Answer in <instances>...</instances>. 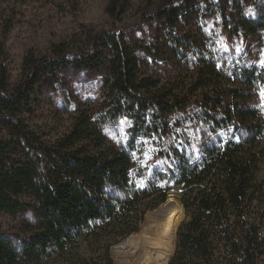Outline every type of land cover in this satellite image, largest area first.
<instances>
[{
	"label": "trees",
	"instance_id": "trees-1",
	"mask_svg": "<svg viewBox=\"0 0 264 264\" xmlns=\"http://www.w3.org/2000/svg\"><path fill=\"white\" fill-rule=\"evenodd\" d=\"M47 1L64 16L79 2ZM105 13L139 22L83 26L81 51L28 50L14 83L0 47V213L21 218L0 227V264H114L176 188L187 211L165 234L168 264H264V0H108Z\"/></svg>",
	"mask_w": 264,
	"mask_h": 264
},
{
	"label": "rangeland",
	"instance_id": "rangeland-1",
	"mask_svg": "<svg viewBox=\"0 0 264 264\" xmlns=\"http://www.w3.org/2000/svg\"><path fill=\"white\" fill-rule=\"evenodd\" d=\"M107 1L108 0H79L74 15L68 16L60 14L47 0H27L26 3L18 2L14 12L11 11L12 8L6 9V5H14L13 0L2 3V14L5 16L10 15L13 18L11 26L6 32L3 31V21L0 18V47L5 52L6 59L4 62L10 72L11 83L17 80L23 55L28 50H32L37 56L48 55L53 44L64 41L69 44L72 50L81 51L82 45L78 43L77 39L79 37L78 35L76 36V34L84 29L83 26L92 28L95 31H100L119 28L121 24H125L128 28L132 27L130 26L132 23L133 25L138 24L139 20L137 17L132 16L126 17L120 24L113 22L105 13ZM139 24L141 27L144 26V22ZM234 46L236 50H239L238 46L233 45V48ZM262 91H264V88ZM262 91L256 96L255 102L256 105L260 106L264 115ZM85 95L87 100H95L97 93L94 82L89 81L85 84L83 96ZM53 111L55 112V109ZM59 112L60 113L55 119L51 118L48 122L53 127H56L57 130H62L63 126L68 123V115L61 113V110H59ZM120 129L121 125L112 128L110 135L114 136ZM262 143L264 145V139ZM259 177L264 179V162L261 165ZM182 191L183 189L181 188L172 190L168 194L165 203L160 205L157 209L146 213L143 218L144 223H141L140 229L137 232L139 233L141 231L148 218H155L158 212L161 211L160 215L148 224L146 230L142 234L145 237V243L148 245L155 243L158 239L168 241L169 254L170 239H167L165 234L169 231L174 218L178 219L179 225L186 217L187 210L182 202ZM166 206L170 207V209L168 213L165 212L167 213L165 217L166 224L162 227L160 216L162 212H164V209H166ZM157 221V233L151 236L146 231L150 227L154 228ZM20 222L21 218H12L5 213H0V227L5 231H13ZM122 241L111 248V256L114 264H141L144 252H138L136 250L129 251L127 248L121 246ZM165 264H168L167 260Z\"/></svg>",
	"mask_w": 264,
	"mask_h": 264
},
{
	"label": "bare ground",
	"instance_id": "bare-ground-1",
	"mask_svg": "<svg viewBox=\"0 0 264 264\" xmlns=\"http://www.w3.org/2000/svg\"><path fill=\"white\" fill-rule=\"evenodd\" d=\"M169 209L170 207L166 206V209H164V212L160 216L162 227L166 224L165 217ZM121 246L127 248L129 251L144 252L141 264H165L169 256L168 241L158 239L155 243L148 245L145 243V237L142 233L131 234L121 242Z\"/></svg>",
	"mask_w": 264,
	"mask_h": 264
},
{
	"label": "snow or ice",
	"instance_id": "snow-or-ice-1",
	"mask_svg": "<svg viewBox=\"0 0 264 264\" xmlns=\"http://www.w3.org/2000/svg\"><path fill=\"white\" fill-rule=\"evenodd\" d=\"M262 63H264V62H262ZM261 95H262V99H264V91H262Z\"/></svg>",
	"mask_w": 264,
	"mask_h": 264
},
{
	"label": "water",
	"instance_id": "water-1",
	"mask_svg": "<svg viewBox=\"0 0 264 264\" xmlns=\"http://www.w3.org/2000/svg\"><path fill=\"white\" fill-rule=\"evenodd\" d=\"M144 223V221L142 222V224Z\"/></svg>",
	"mask_w": 264,
	"mask_h": 264
}]
</instances>
